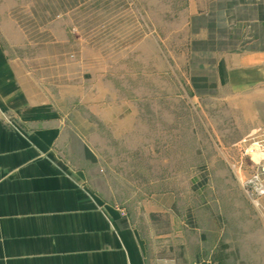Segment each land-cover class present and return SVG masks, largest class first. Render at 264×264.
<instances>
[{"label":"rangeland","instance_id":"1","mask_svg":"<svg viewBox=\"0 0 264 264\" xmlns=\"http://www.w3.org/2000/svg\"><path fill=\"white\" fill-rule=\"evenodd\" d=\"M261 2L0 0L19 85L165 263L264 264V127L215 85L220 58L264 49Z\"/></svg>","mask_w":264,"mask_h":264},{"label":"crops","instance_id":"2","mask_svg":"<svg viewBox=\"0 0 264 264\" xmlns=\"http://www.w3.org/2000/svg\"><path fill=\"white\" fill-rule=\"evenodd\" d=\"M215 78L252 113L249 129L264 127V49L220 58ZM93 161L54 112L32 105L0 41V264H168L95 192Z\"/></svg>","mask_w":264,"mask_h":264},{"label":"built area","instance_id":"3","mask_svg":"<svg viewBox=\"0 0 264 264\" xmlns=\"http://www.w3.org/2000/svg\"><path fill=\"white\" fill-rule=\"evenodd\" d=\"M258 136L260 137V139L254 135L248 137V141H251V145L246 150V152L257 153L259 151H264V129H262L261 133L258 134Z\"/></svg>","mask_w":264,"mask_h":264},{"label":"trees","instance_id":"4","mask_svg":"<svg viewBox=\"0 0 264 264\" xmlns=\"http://www.w3.org/2000/svg\"><path fill=\"white\" fill-rule=\"evenodd\" d=\"M261 15H262V17H263V12H261ZM264 18V17H263ZM219 71H220V65H219ZM193 82V87L195 88V89H197V90H199V89H201V88H206V86H198L197 84H196V82L195 81H197L196 80V78H193V80H192Z\"/></svg>","mask_w":264,"mask_h":264}]
</instances>
